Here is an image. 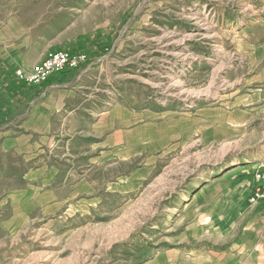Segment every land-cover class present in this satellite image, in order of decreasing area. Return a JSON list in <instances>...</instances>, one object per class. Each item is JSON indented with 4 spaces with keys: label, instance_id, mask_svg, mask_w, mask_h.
I'll use <instances>...</instances> for the list:
<instances>
[{
    "label": "rangeland",
    "instance_id": "obj_1",
    "mask_svg": "<svg viewBox=\"0 0 264 264\" xmlns=\"http://www.w3.org/2000/svg\"><path fill=\"white\" fill-rule=\"evenodd\" d=\"M0 41L88 58L10 73L0 264H264V0H0Z\"/></svg>",
    "mask_w": 264,
    "mask_h": 264
},
{
    "label": "crops",
    "instance_id": "obj_2",
    "mask_svg": "<svg viewBox=\"0 0 264 264\" xmlns=\"http://www.w3.org/2000/svg\"><path fill=\"white\" fill-rule=\"evenodd\" d=\"M25 57V49L18 46H9L8 43H3L0 41V151L8 152L11 150H17L18 148H22L24 143V135L21 130L28 129L33 130L34 128V116L31 119L23 121L20 126L6 128L2 127V121L7 117H18L21 116L22 105L24 104L22 93L23 89L20 88L19 82L15 80L10 73L15 68H24L25 70H30L32 65H22L21 60ZM15 72V70H14ZM37 111V110H36ZM34 112V114H37ZM33 119V120H32ZM21 129L20 131L18 130ZM256 164V168L260 165H264V159L258 161ZM253 169V171L256 170ZM254 173V172H253ZM256 205V204H255ZM263 216H259L256 214V222L259 223V218ZM263 233V232H262ZM239 248H237L238 250ZM233 250L229 252L228 255H233Z\"/></svg>",
    "mask_w": 264,
    "mask_h": 264
},
{
    "label": "built area",
    "instance_id": "obj_3",
    "mask_svg": "<svg viewBox=\"0 0 264 264\" xmlns=\"http://www.w3.org/2000/svg\"><path fill=\"white\" fill-rule=\"evenodd\" d=\"M87 59V55L83 52L58 50L49 53L30 70L16 69L14 75L21 82L33 85L43 84L55 74L78 68L85 64ZM253 174L252 200L258 201L264 198V166L256 168Z\"/></svg>",
    "mask_w": 264,
    "mask_h": 264
}]
</instances>
